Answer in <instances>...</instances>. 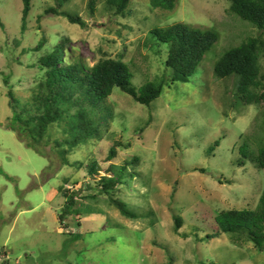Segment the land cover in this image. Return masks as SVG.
<instances>
[{
	"label": "rangeland",
	"instance_id": "obj_1",
	"mask_svg": "<svg viewBox=\"0 0 264 264\" xmlns=\"http://www.w3.org/2000/svg\"><path fill=\"white\" fill-rule=\"evenodd\" d=\"M107 1L95 0L93 11L90 0L65 1L59 13L78 17L86 26L80 27L46 12L55 9V0H30L23 31L22 0H0V264H264V251L249 241L234 245L228 234L205 240L216 230V213L254 209L264 188V170L236 164L245 136L264 140L261 111L232 108L235 79L213 77L225 51L251 37L264 39V33L230 14L224 0H180L172 11L154 9L150 0H131L127 18L108 14ZM175 24L218 35L198 75L168 84L149 108L115 88L106 102L111 119L101 141L71 152V166H62L54 148L42 147L48 156L43 157L7 129L11 111L4 79L16 96L29 97L43 75L39 58L62 39H68V58L89 67L121 56L138 90L171 75L163 67L168 45L150 31ZM42 38L47 41L38 49ZM259 63L264 68V54ZM50 129L51 143L64 138L58 128ZM117 143L116 157L106 161ZM133 157L141 159L138 178L114 198L139 216L136 221L122 217L97 192L101 177L115 176L110 166L116 170ZM94 162L100 172L90 176ZM61 188L78 196L69 210L79 215L69 226L58 218L67 205ZM175 217L182 221L177 233Z\"/></svg>",
	"mask_w": 264,
	"mask_h": 264
},
{
	"label": "trees",
	"instance_id": "obj_2",
	"mask_svg": "<svg viewBox=\"0 0 264 264\" xmlns=\"http://www.w3.org/2000/svg\"><path fill=\"white\" fill-rule=\"evenodd\" d=\"M67 0H55L53 13L65 17L71 24L86 27L78 17L67 13H59ZM131 0H108L107 13L127 18L125 11ZM154 9L172 11L180 0H150ZM229 3L228 12L236 15L242 21L248 22L254 28L264 33V0H224ZM22 30L26 27V20L30 12V0H22ZM95 0H90L89 9L94 10ZM112 12V13H111ZM150 34L157 41L168 45V54L164 62L165 70L171 75L165 79L158 77L152 82L144 83L138 90L132 86L133 74L128 64L117 59L104 58L92 67L86 66L76 57H69L66 50L68 39H62L52 50L38 60V67L43 75L37 84L28 90L30 96L21 98L16 96L14 87L5 78L7 92V106L11 111L7 129L15 132L19 139H23L28 148L34 149L39 155L48 157L42 147L56 150L62 166H71L68 156L75 150H80L91 142L101 141L106 126L111 119V112L107 106V99L115 88L129 96L132 100L147 108L158 100L168 84L176 82L188 83L197 76L205 56L218 42V35L208 30L200 32L185 24H175L167 29L153 28ZM46 39L38 44L41 49ZM264 54V39L251 37L239 46L231 48L216 61L213 66V77L216 80L235 79V95L232 108L253 107L261 111L258 117L264 118V68L259 59ZM164 77V80H161ZM194 77V78H195ZM160 81V82H157ZM264 123V122H263ZM58 128L61 137L51 143L48 130ZM144 128L140 132H144ZM256 144L253 150L251 144ZM258 143V144H257ZM51 145V146H50ZM113 145L106 161L116 157L117 147ZM218 146V141L214 143ZM211 151L213 148L210 149ZM240 157L237 167L243 168L247 162L258 169L264 170V140L257 141L252 136H245L237 149ZM141 159L133 157L122 167L114 170L110 166L109 172H114L111 178L101 177L97 182V192L109 198L112 206L125 219L136 221L138 215L130 210L126 203L114 195L122 192L124 187H131L132 181L137 179L135 174ZM78 165H82L78 163ZM74 166V165H72ZM75 167V166H74ZM100 170L97 162L89 167V175L95 176ZM201 173H206L204 169ZM67 205L61 209L59 221L69 226L76 220L79 211L69 210L75 206L77 194L62 189ZM216 230L206 235L205 240L217 238L222 234L230 235L234 245L240 241H249L259 252L264 251V188L256 207L243 210H222L214 216ZM76 226L79 227L77 221ZM182 227L180 217L174 218V230L177 233Z\"/></svg>",
	"mask_w": 264,
	"mask_h": 264
}]
</instances>
